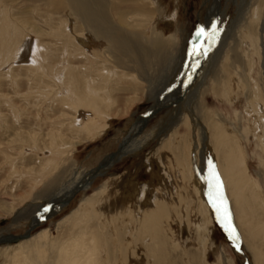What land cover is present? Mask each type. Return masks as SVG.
<instances>
[{
	"label": "rangeland",
	"instance_id": "obj_1",
	"mask_svg": "<svg viewBox=\"0 0 264 264\" xmlns=\"http://www.w3.org/2000/svg\"><path fill=\"white\" fill-rule=\"evenodd\" d=\"M88 1L103 27L81 0H0V238L31 234L0 264H264V0ZM67 83L111 99L105 120L85 122ZM219 126L247 190L224 181Z\"/></svg>",
	"mask_w": 264,
	"mask_h": 264
},
{
	"label": "bare ground",
	"instance_id": "obj_2",
	"mask_svg": "<svg viewBox=\"0 0 264 264\" xmlns=\"http://www.w3.org/2000/svg\"><path fill=\"white\" fill-rule=\"evenodd\" d=\"M81 1H84V4H85V6H86V8H85V13H87V19L92 23H94L95 25H97L98 26V28H101V26L103 25V23H101V21H100V19H99V21L98 20H95V15H94V13H92V11L90 10V8L88 7V3H89V1L88 0H81ZM216 1V0H215ZM217 5H218V2H217ZM258 12V11H257ZM257 12H256V14H257ZM255 14V15H256ZM107 19V18H106ZM102 20V19H101ZM104 20H105V18H104ZM89 22V23H90ZM107 26V25H106ZM106 26H104V28L106 27ZM103 27V26H102ZM109 27V26H108ZM104 28H102V29H104ZM109 29V28H108ZM100 30V29H99ZM106 30V29H105ZM102 32V31H101ZM208 36L209 35H207V37H205L204 39H200L201 40V42H200V44H201V46L202 47H204L205 46V44L207 45V42H208V40H207V38H208ZM65 61V60H64ZM63 61V62H64ZM41 67H42V65H41ZM40 67V68H41ZM62 68V67H61ZM43 68H41V70H42ZM64 69L65 68H63V71H62V73H61V71L58 73V74H61L63 77H65L66 75H65V72H64ZM68 71V70H67ZM55 74V73H54ZM55 75H57V74H55ZM60 75V76H61ZM59 76V75H58ZM62 77V78H63ZM88 82V81H87ZM77 83V82H76ZM75 83V84H76ZM73 83H67V84H65L64 86H63V88H62V90H64V92H63V96L66 98H68V99H71V105L72 106H76V108H78V112H76V113H78V114H82V116H85V115H87L86 117H87V119H84L83 118V120L85 121V122H88V123H90V121H94V120H98V118H101V120L102 119H104L105 120V116H107V109H109L110 107H109V105H112L111 104V99H101L100 97H98V96H93L92 98H90L89 100H87V99H85V101H80V99H75V98H73L74 97V92H73V90H71V85H72ZM74 84V85H75ZM122 90H123V88H122ZM126 90H128L127 88H126ZM90 91V93H95V92H93V90H89ZM99 91V90H98ZM96 93H98V92H96ZM105 94H107V93H105ZM109 97V96H108ZM77 98V97H76ZM68 106V105H67ZM156 108L157 107H153V108H151V111L153 112H155V110H156ZM72 109H73V107H72ZM75 109V108H74ZM90 109L92 110V112L90 111ZM77 109H75V111H76ZM89 111H90V113H89ZM87 113V114H86ZM151 114V113H150ZM256 114V113H255ZM85 117V118H86ZM264 118V117H263ZM262 119V118H261ZM80 120H78V121H76V123L72 126V127H78V128H85V129H89V126L86 124V123H84V121H80ZM264 121V120H263ZM106 123V122H105ZM87 125V126H86ZM106 126V125H105ZM104 126V127H105ZM91 129V128H90ZM90 129H89V132H90ZM133 130V129H132ZM213 131V134H212V140H214V142H215V144L216 145H218V146H225L226 148H227V151L226 150H224V151H221V159H223V162H226L225 163V165H226V168L223 170V171H221V174H222V176L224 177V181L225 182H227L228 183V185L229 186H231V188H232V190H234V191H241L243 188H242V186H241V183H243V181H244V179H245V181H248L247 183H244V184H248V185H246L245 187H246V190H247V188L250 186L249 185V182H250V178L247 176V174L248 173H246V172H244V170L243 169H245V168H243V165H244V162L240 159V156H239V150H237V148L238 149H240L238 146H236L235 144H238V143H236L235 142V144L233 145V143H232V141H229L230 139L229 138H227L228 136V134L226 133V131H224L222 128H221V126H219L218 128L217 127H215L214 128V130H212ZM128 138H130V137H128ZM230 138H232V137H230ZM232 143V144H231ZM136 145V147L135 148H133V145ZM131 145V146H130ZM239 145V144H238ZM141 147V143H139V144H137L136 143V140H133V142H132V144H129V145H126L125 147H123V151H122V154H121V156L120 157H117V158H114L111 162L110 161H108V162H105V164H106V168H108L112 163H114V161H117L118 159H120L121 157H122V155H125V154H127V153H131V152H137V150H139V148ZM220 148H222V147H220ZM219 148V149H220ZM222 150V149H221ZM116 154V153H115ZM115 154H113V155H115ZM102 165H103V163L101 164V167H102ZM100 167V168H101ZM243 168V169H242ZM246 170V169H245ZM97 174V173H96ZM82 181V179H76V181H73L74 183H72V185L71 186H69V187H66V188H64V189H62L61 190V192H59V194L56 196V198L58 199V201L59 202H62V200H64V201H67L68 200V197H69V195L71 194V192H74V191H76L77 190V188L80 186V184L82 183L81 182ZM252 181V180H251ZM251 183V182H250ZM82 185V184H81ZM90 185V184H89ZM89 185H86V186H84V188L85 189H87L88 187H89ZM244 187V188H245ZM146 190V189H145ZM145 192H147V191H144V187H143V192H142V196L140 197V201L141 200H143V198H145ZM246 192V191H245ZM249 192V191H248ZM255 194V193H254ZM257 194V193H256ZM255 197V196H254ZM246 199H247V197L246 198H241V197H238V196H236L235 197V202H236V204L237 205H239L242 209H243V207H242V204L244 203V202H246ZM256 199V198H255ZM258 199V198H257ZM214 201H215V203L218 205V206H220L221 204H220V201H219V199H218V197H217V194H215L214 195ZM258 201V200H257ZM65 205V204H64ZM260 206V205H259ZM58 209V208H57ZM50 211H53V210H49L46 214H49V212ZM244 212V211H243ZM53 214H55V213H53ZM47 215H45L44 217H46ZM43 217V218H44ZM42 218V219H43ZM143 220V219H142ZM36 222H39V221H36ZM35 223V222H34ZM142 223V222H141ZM116 226V225H115ZM262 231L264 232V226H263V228H262ZM146 232V231H145ZM144 232V233H145ZM257 232L258 233H260L261 231L257 228ZM258 233H256L257 235H258ZM31 234H29L28 236H30ZM28 236H26V237H28ZM26 237H22V238H26ZM263 237H264V234H263ZM22 238H19V239H22ZM1 239V238H0ZM10 240H7L6 242L7 243H9L10 241H14L13 239L11 240V238H9ZM19 239H17V240H19ZM264 239V238H263ZM32 243V242H31ZM35 246V245H34Z\"/></svg>",
	"mask_w": 264,
	"mask_h": 264
},
{
	"label": "snow or ice",
	"instance_id": "obj_3",
	"mask_svg": "<svg viewBox=\"0 0 264 264\" xmlns=\"http://www.w3.org/2000/svg\"><path fill=\"white\" fill-rule=\"evenodd\" d=\"M196 36L197 37H201V36H205V31L203 28L199 29L196 32ZM199 51V49L194 45L193 49H192V54H197ZM214 182V183H213ZM209 183H213V186L217 189V191L220 188V182H219V178H218V174L215 172V170L213 168H210V173H209ZM219 198V197H218ZM215 202V201H213ZM220 209L217 208V211H219ZM45 211H47V209H45ZM223 220L225 221V226L229 229L230 234L232 236L233 241H235L236 239H238L237 235H236V230L234 227L231 226V221H230V217L228 214L227 209H224V214H223Z\"/></svg>",
	"mask_w": 264,
	"mask_h": 264
},
{
	"label": "water",
	"instance_id": "obj_4",
	"mask_svg": "<svg viewBox=\"0 0 264 264\" xmlns=\"http://www.w3.org/2000/svg\"><path fill=\"white\" fill-rule=\"evenodd\" d=\"M219 4V3H218ZM217 7L219 8V6L217 5ZM220 9V8H219ZM158 104V101H156L155 102V105L153 104L152 106H151V108L152 107H156V105ZM170 105V104H169ZM163 107H165L164 105L162 106H160V105H157V108H156V110H155V112H157L159 109H161V108H163ZM155 112H152L151 111V109H149L148 111H147V113L145 114V117H143L144 119H145V121L143 122V124H145V122L147 121V119H149V117L151 116V115H153ZM151 113V114H150ZM142 128V127H141ZM101 167V165L99 166V167H97L96 169H98V168H100ZM210 192V183L208 182V193ZM217 197H218V195H217ZM219 199V198H218ZM64 205V204H63ZM62 205V206H63ZM222 214H224L223 212H222ZM224 223H225V221H224ZM30 234V232L28 231L27 233H25L24 235H19V236H17V237H11V236H9V237H5V236H2V238L0 239V243L2 242V241H7V240H10L9 238H11V240L13 239H18V238H22V237H26V236H28Z\"/></svg>",
	"mask_w": 264,
	"mask_h": 264
}]
</instances>
